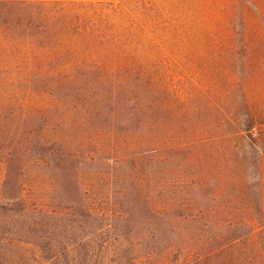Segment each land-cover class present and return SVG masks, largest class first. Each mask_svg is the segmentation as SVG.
I'll list each match as a JSON object with an SVG mask.
<instances>
[{"label": "trees", "instance_id": "obj_1", "mask_svg": "<svg viewBox=\"0 0 264 264\" xmlns=\"http://www.w3.org/2000/svg\"><path fill=\"white\" fill-rule=\"evenodd\" d=\"M106 9L0 0V63L55 101L47 126L19 117L20 152L2 147L0 264H194L256 232L229 206L261 211L239 184L259 163L251 111H181L108 58Z\"/></svg>", "mask_w": 264, "mask_h": 264}, {"label": "rangeland", "instance_id": "obj_2", "mask_svg": "<svg viewBox=\"0 0 264 264\" xmlns=\"http://www.w3.org/2000/svg\"><path fill=\"white\" fill-rule=\"evenodd\" d=\"M37 1L105 4L103 46L108 58L120 67L140 70L156 87L167 89L173 105L188 115L210 102L219 105L225 117L251 111L259 163L249 175L242 174L239 184L263 190L261 211L254 214L248 203L233 198L229 206L239 207L235 213L253 223L256 232L194 264H264V0ZM27 88L26 79L0 63V157L4 145L20 152L23 113L42 114L39 127L51 124L45 121L51 119L53 97ZM11 113L15 121L9 119ZM34 130L38 134V128Z\"/></svg>", "mask_w": 264, "mask_h": 264}]
</instances>
